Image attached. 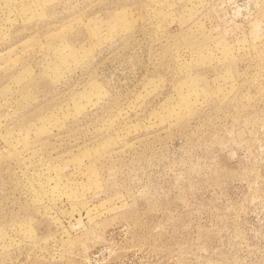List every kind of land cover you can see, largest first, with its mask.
<instances>
[{"label":"rangeland","instance_id":"374dc122","mask_svg":"<svg viewBox=\"0 0 264 264\" xmlns=\"http://www.w3.org/2000/svg\"><path fill=\"white\" fill-rule=\"evenodd\" d=\"M0 264H264V0H0Z\"/></svg>","mask_w":264,"mask_h":264}]
</instances>
